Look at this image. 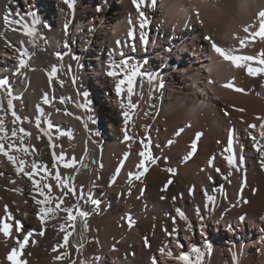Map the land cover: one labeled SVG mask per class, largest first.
Returning <instances> with one entry per match:
<instances>
[{
    "label": "bare ground",
    "instance_id": "bare-ground-1",
    "mask_svg": "<svg viewBox=\"0 0 264 264\" xmlns=\"http://www.w3.org/2000/svg\"><path fill=\"white\" fill-rule=\"evenodd\" d=\"M27 1L0 0V78L7 81L13 92L9 97L6 90L0 89V118L8 123L9 134L13 127H23L30 133L25 144L34 146L36 154L22 157L27 162L26 169L33 160L53 165L52 153H64L67 162L75 159L74 168H63V162L56 168L62 176L74 178L72 183L77 189L76 196L65 197V204L79 201L90 215L87 230L84 221L78 218L73 231L64 212H57L41 225L32 195L41 197L32 193L28 179L23 174L17 175L11 162L0 154V173H3L0 218L6 216L7 207L13 218L8 222L19 220L23 225L21 233H16L14 228L8 237L0 233V264H10L7 254L18 247L17 240L28 230L36 233L43 230L44 235H34L35 243L26 246L22 259L27 264H153L154 260L155 264H161L162 260L184 264L180 259L183 254L195 261L197 253L191 251L193 247L202 253L200 264H264V166L261 163L264 156L256 151L252 139L253 136L261 139L264 76L250 77L245 69L227 62L231 69L229 76L219 83L213 82L206 69L208 53L214 51L205 37L211 36L200 16L183 11L188 7L186 0H172L173 10L182 17L177 20L162 13L160 0L155 5L152 0H138L140 8L133 0H118L114 8H111L112 0H69L71 8L65 0ZM37 4L45 8L38 9ZM260 11H264V0L245 24L251 25L250 31L258 30ZM8 13L12 18H17V14L23 17L43 39L32 42L22 31L12 30L15 25L6 26L3 18ZM89 18L94 20L95 27L85 32L95 56L87 58L92 60L94 71L83 77L87 67L80 72L82 75L78 73L77 59L70 50L75 49L80 55L85 51L87 55L88 49L76 47L85 29L84 23L78 24L86 23ZM142 20L147 21L144 28L140 27ZM101 21L112 24V33L100 25ZM130 31L136 36L134 46L128 36ZM141 35L147 38V45L140 40ZM247 35L243 31L236 36L234 54L259 56L264 52V39L249 37L245 47H239V39ZM161 41L170 53L150 54L149 46L153 43L158 47ZM179 46L182 56L188 58L177 59ZM113 47L123 56L117 53L115 56ZM25 51L28 55L22 57ZM57 53L62 59H57ZM140 57L146 66L139 62ZM20 58L28 65L22 76L17 75ZM162 58L165 63L159 61ZM123 59L129 61V69L135 61L142 72L158 77L152 83L147 76L136 78L131 97L135 108L129 107L125 92L117 96L116 79L107 75L112 62ZM53 65L57 66L58 74L50 82L48 72ZM252 66L260 67L255 63ZM228 82L244 91L223 87ZM45 96L49 98L48 105L43 103ZM8 99L13 100V110L21 117L16 125L7 111ZM38 108L44 110L40 129L35 125L40 115ZM124 112L131 116L127 126ZM45 121L53 124L55 147L50 146L43 134ZM250 124L257 127L251 129ZM126 128L134 137L131 142L124 140ZM180 129L183 131L177 136ZM59 132L65 135L60 136ZM197 133L201 134L197 152L185 161ZM146 137L150 138L157 163L149 165L140 180L129 183V173L137 171L141 159L140 140ZM230 138L238 160L235 166L225 159L229 155L225 149ZM121 161L123 167L117 175ZM169 179L173 183L163 190ZM48 182L53 184L52 194L59 197L61 193L55 188V181ZM16 188H22L23 193L14 191ZM89 194L101 201L98 211L85 203L83 198ZM177 209L184 213V219L179 217ZM129 216L134 220L132 227L128 225ZM61 224L72 231L66 248L60 247L65 234L60 231ZM196 225L198 236H195ZM213 229L215 233L211 234ZM180 234L188 243L186 248ZM171 240L174 246L170 245ZM53 247L58 251L53 252ZM65 251L68 255L62 260L54 259Z\"/></svg>",
    "mask_w": 264,
    "mask_h": 264
},
{
    "label": "snow or ice",
    "instance_id": "snow-or-ice-1",
    "mask_svg": "<svg viewBox=\"0 0 264 264\" xmlns=\"http://www.w3.org/2000/svg\"><path fill=\"white\" fill-rule=\"evenodd\" d=\"M155 2L156 0H152L153 5H155ZM65 3L68 4L69 8L72 7V4L69 3V0H65ZM133 3L136 5L137 8H140V3L138 2V0H133ZM29 14L31 15V13ZM140 15L141 17H143L144 13L141 12ZM195 15L198 17L199 12H195ZM258 16H259L258 30L250 31L251 25L244 26L243 31L248 35L243 39H239L240 48L245 47L249 37H251L252 39H255L256 37L264 39V11H260L258 13ZM3 19L6 26L15 25L16 27L13 28L12 30L22 31L24 35H27L28 37L32 38V42H34L37 38L43 39V37H38L35 28L30 27L27 23H25L24 18L19 17L18 14H17V18H12V14L8 13L4 16ZM146 24L147 21L142 20L140 27L144 28ZM128 36L130 40L133 42V46H134V42L136 40V36L134 35V32L130 31L128 33ZM237 38L238 37H234V39ZM205 39L209 40L212 50L217 55L222 57L226 62H230L235 68L245 69L247 75L250 77L264 76V52H262L259 56L256 57L251 55H236L234 54V52L236 51L235 48H231V49L222 48L212 40V37H205ZM140 40L145 45H147L148 40L143 35L140 36ZM27 55L28 54L26 51L21 53L22 57ZM56 56L57 59H62V56L59 53H57ZM252 63L258 64L260 65V67H254L252 66ZM26 67H28L27 61L24 58H20L18 61L17 75L22 76L24 74L22 70L25 69ZM57 74H58V68L57 66L53 65L51 71L48 72L49 81L52 82L53 79L57 76ZM107 75L109 77L116 79L115 91L118 97L121 95L122 92L126 93V95L129 98L130 108L136 107L131 102V97L134 94V89L137 85L136 78L147 76L149 83H152L157 79V77L149 73L142 72L139 66H133L131 67V69H129V61L127 59H123L119 62L113 61L112 64L109 66V71L107 72ZM160 86L162 87V85ZM223 87L232 89L237 92L244 91L241 88L235 87L232 82H228L224 84ZM0 89L6 90V95L9 97L13 95L12 89L7 87V81L3 78H0ZM49 102H50L49 98L45 96L43 99V103L45 105H48ZM13 107H14L13 100L8 99L7 111L10 112L13 117L12 120L13 125H16L17 122L21 120V117L17 115L16 111L13 110ZM38 111L40 112V115L36 117L35 125L38 129H40L42 127L41 117L44 115V110L43 108H38ZM123 115L125 119V125L127 126L129 121L131 120V116L129 115V112H124ZM258 119L261 118L258 117ZM45 124L47 126L46 128L42 129L43 134L48 138L50 146L55 147V145L52 144L53 124L49 121H45ZM256 127L257 125L255 124L249 125V128L251 129H255ZM259 127L261 129L260 131L261 139L257 140L255 136H253L252 139L255 142L254 146L256 151L261 153L262 156H264V123L260 124ZM182 131L183 129H180L179 131H177L176 135L179 136ZM59 135L63 136L65 135V133L59 132ZM200 135H201L200 133L196 134V137L190 146L191 150L184 157L185 161L191 159L192 156L197 152V141L199 140ZM29 137H30V133L26 131L23 127H20L18 129L16 127H13L9 134V130L5 126L4 119L0 118V154H2L4 157L7 158L9 162H11L17 175L23 174V176L28 179V181L31 184L32 193L38 194L39 197H41V198H37L36 195H32V199L34 200L35 205L38 206L37 216L40 224L44 225L45 222L50 217L56 215L57 212H64L66 214L65 220L72 227L73 231L75 227V222L77 221L78 218L84 221V228L85 230H87L88 228L87 218L90 215L89 211L83 210L81 208L79 201H77V203L72 205L65 204V197L70 195L71 196L77 195V189L72 183V180L74 178L62 176V173L59 170H56L57 165H59L60 162H63L62 166L65 169L74 168L76 163L75 159L73 158L72 162H67L64 153H59V154L52 153V159L54 161L53 165L38 163L37 161L33 160L26 169L27 162L22 157L29 155L34 156L36 154V149L34 148V146L25 144V139ZM37 139H40V137L38 136ZM124 140L128 142L134 140V137L128 134L127 128L125 129ZM168 143L170 145L172 141L170 140L168 141ZM140 144L142 145V150L138 153V155L141 159L139 160V163L136 165L137 171L135 173H129V183H131L133 180H140L145 175V173L148 172L149 170L148 166L155 165L157 163V159L151 151L150 138L146 137L141 139ZM225 151L229 153V155L225 157L227 163L229 165L235 166L238 163V160L236 159L233 153V140L231 138L228 141V146L225 149ZM125 159H127V156H125ZM213 159L214 158L209 160L210 166L212 164ZM123 163L124 161H121V165L117 168L116 170L117 175L119 174L120 169L123 167ZM261 163L262 166H264V160H262ZM168 171L174 174L172 169H168ZM216 171L219 172L220 169L217 168ZM0 175H3V173H0ZM209 179H211V177H209ZM49 180L55 181V188L58 189L61 193L59 197L54 196L52 194L53 184L49 183L48 182ZM113 182H115L114 179ZM12 183H15V181H12ZM172 183L173 181L169 179L166 185L164 186L163 190H166L167 187ZM14 191L21 194L23 193L22 188H16L14 189ZM142 193L143 190H141V194ZM83 199L85 200V203H90L93 206V211H98L100 209L101 201L97 198H94L91 194L87 195ZM208 199L212 200V197H209ZM5 212H6V216L4 218H0V233H2L5 237H8L13 234V228L16 233H21L23 231L22 223L19 220H15L14 223L8 222L9 220L13 219L12 214L8 213L7 207L5 209ZM177 213L179 214V217L181 219L185 218L184 213L180 209H177ZM127 221L129 227H132L134 224V220L129 216L127 217ZM60 231L65 233L63 235V243L60 245V247L66 248L69 245V238L72 235V231H68L65 224L60 225ZM37 234L39 236H43L44 231L41 230L38 233H36L33 230H28L26 233L22 235V239L17 240L18 247H13L6 257V259L10 262V264H27V261L25 259H22V256L25 255L26 246H28L30 242L32 244L35 243V240L32 238L34 237V235ZM145 243L146 244L148 243L147 238L145 239ZM52 251L57 252L58 248L53 247ZM161 251H163V249H161ZM191 251L197 253L195 261L190 259L189 255L187 254L181 255L180 259L184 262V264H200V261L202 259V253L200 252V249L197 247H193ZM67 255L68 253L65 251L63 253V256L58 254L54 257V259L56 261H60ZM169 255H171V253H169ZM153 264H155V260L153 261Z\"/></svg>",
    "mask_w": 264,
    "mask_h": 264
},
{
    "label": "clouds",
    "instance_id": "clouds-1",
    "mask_svg": "<svg viewBox=\"0 0 264 264\" xmlns=\"http://www.w3.org/2000/svg\"><path fill=\"white\" fill-rule=\"evenodd\" d=\"M186 10L190 13L199 12L207 34L217 45L231 49L235 43L234 37L243 32L245 24L261 6V0H186ZM162 13L171 20L178 16L173 10L172 0H160ZM209 78L219 83L230 74V65L215 52L208 53Z\"/></svg>",
    "mask_w": 264,
    "mask_h": 264
},
{
    "label": "rangeland",
    "instance_id": "rangeland-1",
    "mask_svg": "<svg viewBox=\"0 0 264 264\" xmlns=\"http://www.w3.org/2000/svg\"><path fill=\"white\" fill-rule=\"evenodd\" d=\"M25 2L24 3H27L28 1L27 0H24ZM119 3H118V0H112L111 1V8H114L115 6H117ZM37 7H38V9H44L45 7L42 5V4H37ZM33 11L31 10V13H32ZM54 17V16H53ZM93 19L94 20H96L94 17H93ZM91 20V21H90ZM94 20H92L91 18H89V19H87L86 20V23L85 22H81V23H79L78 25L79 26H81L83 23H84V27H85V29H84V31H82V33H84V35H83V39H82V41L81 42H78V45H77V47H76V49L77 48H79V47H82L83 48V50H85V49H88L87 51V55H86V52L84 51L83 52V54L82 55H80V54H78V52L74 49V50H70V52H71V54L77 59V65L79 66L78 67V73H80L85 67H87V69H85L86 71H87V73H85L84 75H83V77H88V74H91V72H93L94 71V66L92 65V63H91V61L92 60H90V59H88V58H91V57H93V56H95V53H94V50H93V47H92V42H91V40L88 38V36H87V32H85V31H89L90 30V28H91V26L92 27H95V24H94ZM88 21V22H87ZM88 23V24H87ZM77 25V26H78ZM100 25L101 26H103L104 28H105V30H108L109 32H111L112 33V29H111V26H112V24L111 25H107V24H104V22H100ZM69 38L70 39H72V35H69ZM89 39V40H88ZM74 40H76V39H74ZM113 40V39H112ZM90 43V44H89ZM160 45L157 47L156 45H153V43L149 46V51L151 52L150 54H153L154 56H157V54H161V55H164V53H166V52H169L170 53V50H168L167 51V45L163 42V41H161V42H158ZM166 46V47H165ZM156 48V49H155ZM181 46H179L178 47V49L176 50V55H177V59H180V60H182V59H184V57H187L186 55L185 56H182V54H183V52L181 51ZM113 50H112V53L115 55V56H118L117 54H119L117 51V48H112ZM166 50V51H165ZM69 51V50H68ZM117 53V54H116ZM86 55V58H83L84 56ZM143 57V56H142ZM142 57H140L141 58V60H139V62L141 61L142 63H143V65H145L146 66V62H143V60H142ZM139 58V57H138ZM188 58V57H187ZM159 61H165V59H161V60H159ZM132 63H134V64H132L131 65V67H133V66H138V64H136L135 63V61H133ZM165 63V62H164ZM205 66V65H204ZM95 67H96V64H95ZM206 68V67H205ZM207 69V68H206ZM206 71V70H205ZM81 74V73H80ZM82 75V74H81ZM156 76V75H155ZM91 77V76H90ZM157 77V76H156ZM158 78V77H157ZM168 87V86H167ZM169 88V87H168ZM101 95H102V93H101ZM119 102V101H118ZM8 117V116H7ZM6 124H5V126H6V128L8 129V126H7V122H5ZM213 224V222H211V225ZM222 225H220V228H221V230H223L224 231V226H223V223H221ZM232 224V223H231ZM199 227L196 225L195 226V236H198L199 235ZM215 233V230L213 229L212 230V232H211V234H214ZM228 236V235H227ZM179 238L181 239V243H182V246L183 247H187L188 246V243L186 242V240H185V237L183 236V235H179ZM170 245L172 246H174V242H173V240H171V242H170ZM157 259H159L160 261L162 260V258L160 257V255L159 254H157ZM74 264H76V263H74ZM161 264H176L175 263V261H167V262H165V261H163L162 260V262H161Z\"/></svg>",
    "mask_w": 264,
    "mask_h": 264
}]
</instances>
